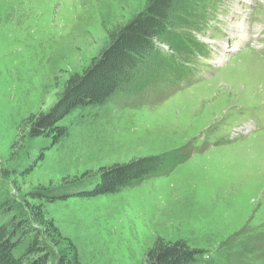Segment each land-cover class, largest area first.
<instances>
[{"label": "rangeland", "instance_id": "1", "mask_svg": "<svg viewBox=\"0 0 264 264\" xmlns=\"http://www.w3.org/2000/svg\"><path fill=\"white\" fill-rule=\"evenodd\" d=\"M146 3L0 0V209L10 204L2 214H23L28 192L69 175L179 151L189 158L167 175L47 202L59 232L39 236L49 264H141L157 236L200 250L193 264H264V0H192L173 31L199 42L195 52L158 42L187 57L172 55L171 71L152 52L138 86L68 115L69 136L22 174L38 151L12 148L21 121L51 107L66 78L109 44L108 31Z\"/></svg>", "mask_w": 264, "mask_h": 264}, {"label": "trees", "instance_id": "2", "mask_svg": "<svg viewBox=\"0 0 264 264\" xmlns=\"http://www.w3.org/2000/svg\"><path fill=\"white\" fill-rule=\"evenodd\" d=\"M188 2L147 0L145 7L134 17L108 31L109 44L92 58L89 65L66 78L51 107L34 112L21 121L12 148L19 146L24 152L28 146L35 145L38 151L36 162L22 174L32 173L35 166L45 160L46 153L69 136L70 127L62 122L68 115L79 108L106 104L123 87L138 86L143 67L152 52L159 50L161 67L167 65L171 71L176 68L169 61L172 55H178L179 60L187 57L174 50L195 52L199 42L178 37L173 31L175 21L186 17L181 13H189L193 8V3ZM158 42H168L169 48L174 50L169 53ZM188 158L189 155H181L179 151L165 152L137 156L128 161L88 169L79 175H69L57 188L38 187L28 192L21 206V215L12 214L10 210V214L4 216L1 210L8 209L10 204L2 199L0 264H49L44 254L49 245L39 241V236L48 238L51 233L59 232L46 216L47 202L116 194L147 179L167 175ZM35 224L39 226V234L32 232ZM199 253L200 250L191 247L184 239L170 240L157 236L145 251L141 264H193Z\"/></svg>", "mask_w": 264, "mask_h": 264}, {"label": "bare ground", "instance_id": "3", "mask_svg": "<svg viewBox=\"0 0 264 264\" xmlns=\"http://www.w3.org/2000/svg\"><path fill=\"white\" fill-rule=\"evenodd\" d=\"M237 46H235L234 47V49L236 48ZM258 56V55H257ZM261 60H263L264 61V58L263 57H260V56H258ZM261 70V69H260ZM260 72V71H259ZM261 78H264V77H261Z\"/></svg>", "mask_w": 264, "mask_h": 264}]
</instances>
